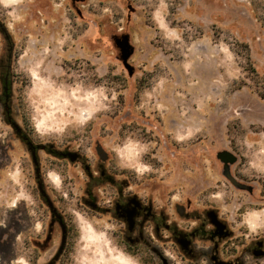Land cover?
<instances>
[{"label":"rangeland","instance_id":"374dc122","mask_svg":"<svg viewBox=\"0 0 264 264\" xmlns=\"http://www.w3.org/2000/svg\"><path fill=\"white\" fill-rule=\"evenodd\" d=\"M0 10L18 53L15 105L39 141L107 155L153 202L213 210L232 235L220 259L264 264L245 253L264 243V100L245 71L247 47L264 76V0H0ZM6 46L0 33V57ZM27 156L16 144L0 159V205L23 216ZM48 172L60 189L61 173ZM70 211L75 264H142L105 218Z\"/></svg>","mask_w":264,"mask_h":264},{"label":"flooded vegetation","instance_id":"af4514ba","mask_svg":"<svg viewBox=\"0 0 264 264\" xmlns=\"http://www.w3.org/2000/svg\"><path fill=\"white\" fill-rule=\"evenodd\" d=\"M0 33L7 45L0 57V159L3 152L5 161L16 144L25 148L33 199L24 216L21 204L11 212L4 210L5 202L0 205V264H75L81 233L71 208L105 218L114 227L116 245L142 264H242L220 259L219 246L232 235L222 221L225 228H215L213 210L201 214L180 203L153 202L134 191L132 173L117 170L107 155L90 159L39 141L15 105L12 67L18 53L1 18ZM72 167L78 180L70 174ZM49 168L61 173L60 189L52 185ZM247 252L264 257V243Z\"/></svg>","mask_w":264,"mask_h":264},{"label":"trees","instance_id":"16d2710c","mask_svg":"<svg viewBox=\"0 0 264 264\" xmlns=\"http://www.w3.org/2000/svg\"><path fill=\"white\" fill-rule=\"evenodd\" d=\"M246 47V46H245ZM246 61H247V67L245 68V71H246V74H247V79L253 81V82H256L255 80H258L257 81V84H261L259 86V91H258V94L260 96L261 99L264 100V76L263 75H260L259 72L257 71L256 67L254 66V63L253 61L251 60V57L249 55V50L248 48L246 47ZM114 78H118L116 76H114ZM124 82H126V79H124ZM242 85L244 86H247V83L245 81H241ZM142 91V86L139 84L138 86V89H137V92L140 93Z\"/></svg>","mask_w":264,"mask_h":264},{"label":"water","instance_id":"95a60500","mask_svg":"<svg viewBox=\"0 0 264 264\" xmlns=\"http://www.w3.org/2000/svg\"><path fill=\"white\" fill-rule=\"evenodd\" d=\"M210 216L212 217V222L215 228L220 229V230L225 228V225L218 219V216L214 211L210 213ZM223 264H226V263H223Z\"/></svg>","mask_w":264,"mask_h":264}]
</instances>
